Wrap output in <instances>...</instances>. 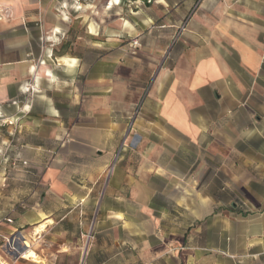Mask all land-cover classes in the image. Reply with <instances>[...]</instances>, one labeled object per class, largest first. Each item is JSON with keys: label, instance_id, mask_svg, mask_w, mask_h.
I'll return each instance as SVG.
<instances>
[{"label": "crops", "instance_id": "1", "mask_svg": "<svg viewBox=\"0 0 264 264\" xmlns=\"http://www.w3.org/2000/svg\"><path fill=\"white\" fill-rule=\"evenodd\" d=\"M145 2L0 0V118L60 151L38 162L51 194L106 184L85 264H264V0L222 3L214 40L162 68L120 46ZM46 205L37 232L66 224Z\"/></svg>", "mask_w": 264, "mask_h": 264}, {"label": "rangeland", "instance_id": "2", "mask_svg": "<svg viewBox=\"0 0 264 264\" xmlns=\"http://www.w3.org/2000/svg\"><path fill=\"white\" fill-rule=\"evenodd\" d=\"M165 1V4L160 0L142 3L138 10L141 16L146 17L147 23L138 21L136 26L140 33L122 38L120 42L121 48L133 57L144 59L154 54L156 60L158 56L161 68L173 64L176 60L174 55L198 49L214 40L216 18L222 11L220 6L222 3L229 5L223 8L226 14L231 11L229 3L233 0ZM128 11L130 13L131 9ZM7 105H3L5 112L0 118V264H85L99 230L91 219H85L82 210L86 205L92 213L101 207L106 184H97L90 199L83 201L69 198L67 193L51 194V186L42 180V165L38 162L50 164L51 160L61 157L60 151L44 149L42 157L36 155V151L31 152L26 146L30 138L20 132L23 121L11 129V110ZM136 140L137 137H132V146L136 145ZM165 154L161 153V156ZM119 155L120 151L116 161ZM72 167L69 165V173L74 171ZM113 168L114 165L106 173L107 176L111 175ZM75 176L73 185L77 188L78 178ZM45 203L47 209H58L66 224L61 227V222L52 229L37 232V225L33 223L38 220L37 213ZM83 222H89L86 228L81 224ZM16 243L20 249H12L16 248ZM30 244L43 262L22 258V254L30 249Z\"/></svg>", "mask_w": 264, "mask_h": 264}, {"label": "bare ground", "instance_id": "3", "mask_svg": "<svg viewBox=\"0 0 264 264\" xmlns=\"http://www.w3.org/2000/svg\"><path fill=\"white\" fill-rule=\"evenodd\" d=\"M64 63L69 65V66H74L76 61L73 62V61H70V60H65ZM15 246H16V248L12 247V249H15V250L20 249L18 243H16ZM22 258H24L26 260H31V261L37 262V263L39 262L38 255L31 249L26 250V252H24L22 254Z\"/></svg>", "mask_w": 264, "mask_h": 264}]
</instances>
